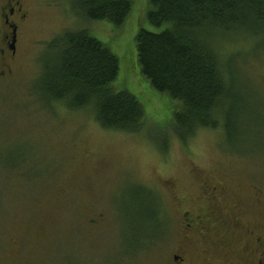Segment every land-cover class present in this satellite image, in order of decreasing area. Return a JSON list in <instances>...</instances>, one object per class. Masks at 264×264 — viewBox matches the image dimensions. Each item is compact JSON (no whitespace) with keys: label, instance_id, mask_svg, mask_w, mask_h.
Listing matches in <instances>:
<instances>
[{"label":"rangeland","instance_id":"obj_1","mask_svg":"<svg viewBox=\"0 0 264 264\" xmlns=\"http://www.w3.org/2000/svg\"><path fill=\"white\" fill-rule=\"evenodd\" d=\"M127 1L131 12L116 27L84 22L70 0H22L27 15L11 73L0 74V264H171L181 245L179 213L188 205L205 210L203 196L213 186L222 196L218 213L237 204L246 225L264 222V202L253 194H264V139L238 147L250 154L234 155L222 118L217 129L199 130L185 143L175 137L180 102L151 87L136 52L140 30L163 28L148 23L149 0ZM67 29L86 30L117 57L118 76L110 87L142 106L139 132L104 130L89 110L45 106L35 86L38 59ZM248 45L230 37L221 52L244 55L235 62L241 68L238 83L260 117L264 54H247ZM152 197L164 230L138 252L140 203ZM215 236L218 260L237 254L233 236L224 230ZM195 248L204 247L200 242Z\"/></svg>","mask_w":264,"mask_h":264},{"label":"trees","instance_id":"obj_2","mask_svg":"<svg viewBox=\"0 0 264 264\" xmlns=\"http://www.w3.org/2000/svg\"><path fill=\"white\" fill-rule=\"evenodd\" d=\"M70 3L88 23L107 21L120 27L131 12L127 0ZM149 4L148 23L163 29L138 32L137 61L156 92L180 102L173 117L175 137L185 143L199 130L217 129L223 119L231 152L250 154L238 147L264 139V110L259 117L239 86L241 68L235 62L244 55L226 57L221 48L230 37H240L249 44L247 54H264V0H149ZM38 64L35 86L46 107L89 110L98 126L108 131L133 134L142 129L144 111L137 99L110 87L118 76L117 57L86 30L67 29L56 35L45 45ZM148 200L140 203L144 228L138 234V242L143 241L138 252L164 230L157 203L153 197Z\"/></svg>","mask_w":264,"mask_h":264},{"label":"flooded vegetation","instance_id":"obj_3","mask_svg":"<svg viewBox=\"0 0 264 264\" xmlns=\"http://www.w3.org/2000/svg\"><path fill=\"white\" fill-rule=\"evenodd\" d=\"M26 15L22 0H6L0 3V62L5 71L0 73L1 76L11 73L10 66L16 55L19 27ZM253 194L259 203L264 202V194ZM221 198L218 187L213 186L203 196L205 210L200 211L193 205L181 210V245L172 253L171 264H264V222L262 221L260 227L246 225L244 208L237 204L224 213H218ZM218 230H224L233 236L238 245L237 254L223 255L221 261L216 255L219 248L215 246V234ZM200 242L204 248L196 249L195 245ZM240 252H243L241 256L246 257H239Z\"/></svg>","mask_w":264,"mask_h":264}]
</instances>
